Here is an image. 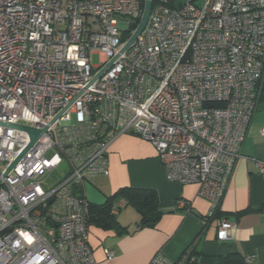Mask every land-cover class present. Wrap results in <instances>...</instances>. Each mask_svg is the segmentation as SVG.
I'll use <instances>...</instances> for the list:
<instances>
[{"label": "built area", "instance_id": "1", "mask_svg": "<svg viewBox=\"0 0 264 264\" xmlns=\"http://www.w3.org/2000/svg\"><path fill=\"white\" fill-rule=\"evenodd\" d=\"M140 3L0 0V122L44 129L3 176L30 138L0 125V264H97L83 189L108 173L107 147L123 132L152 144L167 180L197 184L207 218L219 209L255 108L264 0H157L121 51ZM215 219L217 240H229L233 223ZM148 264L182 262L156 253Z\"/></svg>", "mask_w": 264, "mask_h": 264}, {"label": "crops", "instance_id": "2", "mask_svg": "<svg viewBox=\"0 0 264 264\" xmlns=\"http://www.w3.org/2000/svg\"><path fill=\"white\" fill-rule=\"evenodd\" d=\"M256 93L255 108L239 146L240 157L219 207L221 216L233 223L231 238L217 240L216 219H207L209 202L197 194L196 183L167 180L152 144L135 133L123 132L107 147L108 173L85 183V198L101 203L120 187L153 189L161 214L153 225H138L140 212L127 203L114 214L125 230L89 223L88 242L97 264H148L156 253L180 262L189 244L197 252L198 264H218V257L230 252H238L246 264H264V173L255 163L264 160V133L260 132L264 127V66ZM178 200L184 201L183 207L176 206ZM105 248L113 251L112 258L105 257Z\"/></svg>", "mask_w": 264, "mask_h": 264}, {"label": "trees", "instance_id": "3", "mask_svg": "<svg viewBox=\"0 0 264 264\" xmlns=\"http://www.w3.org/2000/svg\"><path fill=\"white\" fill-rule=\"evenodd\" d=\"M157 0H152V5ZM171 0H167L168 4ZM144 0H141V8L143 7ZM139 22V18H136L128 27V31L135 29ZM128 32V33H129ZM126 36V35H124ZM262 76V74H261ZM261 84V77L257 82L256 92L258 90V86ZM257 96V93H256ZM122 197L126 204L129 203L132 206H135L137 210L140 212V224L153 225L158 217L161 214V211L158 209L157 205V195L155 190L148 188H140V187H130L124 186L117 189L113 194L109 195L103 202L101 203H92L88 201V222L98 224L104 228H112L117 232H121L125 230V227H122L115 218L114 214L110 213V207L116 197ZM264 206V204H263ZM221 216L220 209H218L213 217L215 218ZM208 219V218H207ZM206 219V220H207ZM197 252L194 251V248L189 244L184 250L182 255L185 256L182 259V264H198L196 261ZM179 259V260H181ZM218 264H246L243 256H241L238 252H230L224 255H220L218 257Z\"/></svg>", "mask_w": 264, "mask_h": 264}, {"label": "water", "instance_id": "4", "mask_svg": "<svg viewBox=\"0 0 264 264\" xmlns=\"http://www.w3.org/2000/svg\"><path fill=\"white\" fill-rule=\"evenodd\" d=\"M151 7H152V0H144L143 3V7H142V12L139 18V22L136 26V28L134 29L133 33L130 35V37L127 39V41L125 42L124 46L122 47L121 51H124L135 39L136 37L141 33V31L143 30V28L145 27L150 11H151ZM113 60V59H112ZM112 60H110L109 62H107L105 64V66L103 68H101L91 79V82L93 80H95L97 77H99L101 75V73L109 66V64L112 62ZM62 111H60L55 117H58L59 114ZM53 119V120H54ZM52 120V121H53ZM51 121V122H52ZM0 125L3 126H7V127H12V128H16V129H20L23 130L25 132H27L30 141L29 143L25 146V148L22 150V152L8 165V167L5 169L3 176H5L9 170L14 166V164L21 158V156L29 149V147L35 142V140L39 137V135L43 132L44 129H36L34 127H30L27 125H23V124H12V123H7V122H0Z\"/></svg>", "mask_w": 264, "mask_h": 264}, {"label": "rangeland", "instance_id": "5", "mask_svg": "<svg viewBox=\"0 0 264 264\" xmlns=\"http://www.w3.org/2000/svg\"><path fill=\"white\" fill-rule=\"evenodd\" d=\"M174 1H175L174 3H178L179 1L182 2L184 0H174ZM122 20L124 21L125 18H122ZM98 63H99V54L97 52H94L91 54V64L92 65H98ZM57 177H58V172H52L48 175L47 181L48 182H54V181H56ZM88 194H89V192H88Z\"/></svg>", "mask_w": 264, "mask_h": 264}]
</instances>
